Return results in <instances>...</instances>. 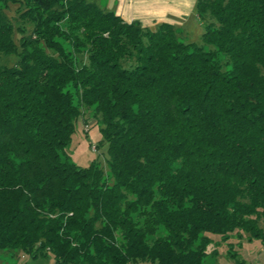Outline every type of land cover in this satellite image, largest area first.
Here are the masks:
<instances>
[{"label":"trees","instance_id":"trees-1","mask_svg":"<svg viewBox=\"0 0 264 264\" xmlns=\"http://www.w3.org/2000/svg\"><path fill=\"white\" fill-rule=\"evenodd\" d=\"M196 11L201 44L98 0H0V62L17 59L0 66V256L217 264L212 236L264 243V0ZM89 119L108 170L66 152Z\"/></svg>","mask_w":264,"mask_h":264},{"label":"rangeland","instance_id":"rangeland-1","mask_svg":"<svg viewBox=\"0 0 264 264\" xmlns=\"http://www.w3.org/2000/svg\"><path fill=\"white\" fill-rule=\"evenodd\" d=\"M101 1L105 2V0ZM101 1H98V3L104 7L106 2L102 3ZM107 1L109 2L108 6H113L112 3L117 5L115 2L118 0ZM170 1H173L170 3L172 4L171 7L175 9L170 19L175 21L176 25L180 26L178 28L184 33L182 40L201 44L205 27L200 22L196 11L197 0ZM178 8L181 9L179 10ZM182 9L184 10L182 11ZM21 25L27 24L22 23ZM16 61V57L4 58L0 62V66H14ZM88 122L80 120L76 124L75 133L66 148L69 160L81 168L89 167L91 163L98 162L105 170H108V144L100 130L101 127L93 119H89ZM212 238L215 244L213 243L209 247V251H213L214 249L218 251L217 264H239L236 260L228 256V252H232L230 249H233L238 254V260L243 262L242 264H264V243L261 240H249L247 236L240 239L237 235L226 242H222L220 237L217 236H212ZM5 257H8V255L6 254ZM21 257L15 258L17 264L24 263V259ZM10 259L0 258V264H16Z\"/></svg>","mask_w":264,"mask_h":264},{"label":"crops","instance_id":"crops-1","mask_svg":"<svg viewBox=\"0 0 264 264\" xmlns=\"http://www.w3.org/2000/svg\"><path fill=\"white\" fill-rule=\"evenodd\" d=\"M99 2L101 0H98ZM104 8L109 11L115 12L117 15L121 16L123 20L126 22H134L139 21L142 23L144 27H148L150 29H154L158 24L167 22L173 24L177 27L176 22L171 20L170 17L173 10L172 4L170 0H118L115 2L117 5L108 6V1L105 0ZM177 9V8H176ZM179 10L181 8H178ZM184 9H182L183 11ZM0 258L10 259L12 262L17 264V260L12 258V256L5 255L0 256ZM21 258L24 259L23 264H56L53 257L47 258H39V259H31L28 256H22Z\"/></svg>","mask_w":264,"mask_h":264}]
</instances>
